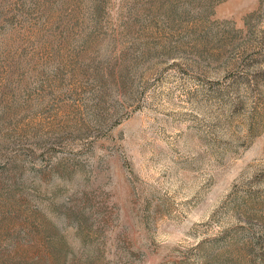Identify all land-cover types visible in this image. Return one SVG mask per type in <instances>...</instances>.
<instances>
[{"label": "rangeland", "instance_id": "obj_1", "mask_svg": "<svg viewBox=\"0 0 264 264\" xmlns=\"http://www.w3.org/2000/svg\"><path fill=\"white\" fill-rule=\"evenodd\" d=\"M0 264H264V0H0Z\"/></svg>", "mask_w": 264, "mask_h": 264}]
</instances>
